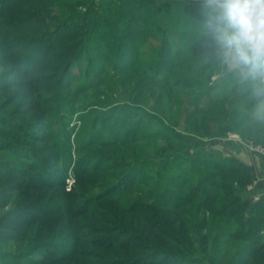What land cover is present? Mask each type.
<instances>
[{"label": "rangeland", "instance_id": "374dc122", "mask_svg": "<svg viewBox=\"0 0 264 264\" xmlns=\"http://www.w3.org/2000/svg\"><path fill=\"white\" fill-rule=\"evenodd\" d=\"M91 1L25 0L9 10L0 0V264H264V252L254 257L252 244L234 237L237 227L199 200L178 213L151 199L159 183L170 186L167 177L184 169L195 185L200 157L210 172L231 156H255L264 165V153L250 146L264 147L257 124L249 136L246 122L233 126L244 112L232 115L226 106L233 102L218 103L233 77L226 67L203 69L197 79L183 78L194 93L182 82L158 88L131 68L120 72L124 62L100 72L105 58L92 46L47 68L40 39L72 15L89 23L102 3L90 10ZM127 1L147 0L114 7L131 11ZM190 57L194 72L208 61ZM174 71L167 73L172 82ZM191 94L198 98L189 104ZM227 122L232 130L221 131ZM179 130L192 143L174 157L177 146L164 137ZM163 159L173 164L159 175L155 165ZM255 179L244 193L248 208L264 192Z\"/></svg>", "mask_w": 264, "mask_h": 264}, {"label": "trees", "instance_id": "16d2710c", "mask_svg": "<svg viewBox=\"0 0 264 264\" xmlns=\"http://www.w3.org/2000/svg\"><path fill=\"white\" fill-rule=\"evenodd\" d=\"M6 1L8 0H1V3L3 2L9 10H14L15 5L25 0H16L15 3L11 1L14 4L8 5ZM98 1H102V3H98L97 15L90 17L89 23L86 24V20L84 21L82 16L72 15L70 21H59L57 28L42 40L40 39V48L44 49L49 60L47 68L57 69L60 60L69 56L71 52L73 54V51L75 52L78 47H81L79 49L83 51V49L92 46L100 48L99 55L105 58L100 63V72L110 70L112 63L124 62L120 72L131 68L137 71L141 77L145 75L144 78L148 80V84H156L158 88H167L182 82L183 90L189 93L192 91L194 93L195 90L188 87L187 81H184L183 78L197 79L203 75V69L212 73H220L225 69V67L215 66L202 51L200 18L196 13L198 3H190L185 0L177 6L172 1H127L125 3L131 6V11L128 12L114 7V1L117 0H95L88 3L87 6L90 7V10L95 9ZM103 1H106V4ZM85 29L88 31L85 32ZM172 38L180 42V46L175 51ZM93 39L94 43H92ZM175 39L174 41H176ZM145 45L146 50L141 51ZM191 54H201L208 60L197 72L190 68V65L196 62L190 57ZM143 57L147 58L144 63L142 62ZM136 63L138 64L135 65ZM138 67L143 68L138 69ZM170 68L178 73V77L173 82L169 78L172 73L167 75ZM163 70L167 75L164 78L161 77ZM145 71L146 73H143ZM227 72L231 75L230 70ZM152 77L159 79L154 82ZM232 82L230 92L221 97L218 103L233 102L232 106H226V111L231 112L232 115L243 111L246 115L239 119L240 122L235 121L233 126L246 122L245 130L250 136L253 133L250 124H257L256 137L264 140V124L254 121L251 117L254 102L250 99L245 85L233 79ZM210 91L211 89H208L207 93ZM192 97L194 96L191 94L188 98L189 104L198 98ZM178 98H181L180 95ZM221 129V131L232 130L228 122ZM175 133L179 136H165L164 138L167 143L177 146L176 152L178 153L174 157H178V154L182 156V148L192 142L183 139L185 137L183 131L179 130ZM171 161L163 159L161 163L155 165L158 167L157 173L162 175L161 171L165 172L166 167L173 164ZM213 165V170L210 172L206 159L200 157L194 165L198 166V179L195 185L187 184L188 179L184 169L175 177H167L171 181L170 186L162 187L159 183L151 199L161 209L178 213H182L179 206L199 200L202 206L207 207L222 222L237 227L233 232L234 237L249 241L252 244L253 255L256 257L264 252V192L248 208L244 203V193H246V186L252 184L254 179L250 164L236 156H231L218 160Z\"/></svg>", "mask_w": 264, "mask_h": 264}, {"label": "clouds", "instance_id": "9594fccd", "mask_svg": "<svg viewBox=\"0 0 264 264\" xmlns=\"http://www.w3.org/2000/svg\"><path fill=\"white\" fill-rule=\"evenodd\" d=\"M196 13L205 56L245 85L264 124V0H198Z\"/></svg>", "mask_w": 264, "mask_h": 264}, {"label": "crops", "instance_id": "0c3cea01", "mask_svg": "<svg viewBox=\"0 0 264 264\" xmlns=\"http://www.w3.org/2000/svg\"><path fill=\"white\" fill-rule=\"evenodd\" d=\"M193 2H198L197 0H194ZM227 70H229V67H226ZM242 160L246 161L250 164V166L253 169V172L255 174V187L261 188L264 187V165L262 166V163L259 161V159L255 156L249 157V156H243L241 157ZM264 161V160H263ZM264 163V162H263Z\"/></svg>", "mask_w": 264, "mask_h": 264}, {"label": "built area", "instance_id": "2783aa9c", "mask_svg": "<svg viewBox=\"0 0 264 264\" xmlns=\"http://www.w3.org/2000/svg\"><path fill=\"white\" fill-rule=\"evenodd\" d=\"M251 147H252V149L254 148V149H260V151L262 152V153H264V147H259V146H255V145H250Z\"/></svg>", "mask_w": 264, "mask_h": 264}]
</instances>
